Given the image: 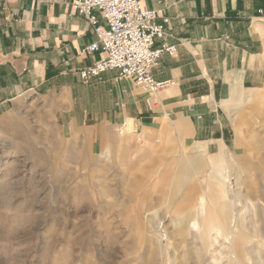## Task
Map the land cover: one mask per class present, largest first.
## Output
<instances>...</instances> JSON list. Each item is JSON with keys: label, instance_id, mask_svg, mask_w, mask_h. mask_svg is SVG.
<instances>
[{"label": "rangeland", "instance_id": "obj_1", "mask_svg": "<svg viewBox=\"0 0 264 264\" xmlns=\"http://www.w3.org/2000/svg\"><path fill=\"white\" fill-rule=\"evenodd\" d=\"M0 118V264H264V131L208 156L125 144L90 158L50 109Z\"/></svg>", "mask_w": 264, "mask_h": 264}, {"label": "crops", "instance_id": "obj_2", "mask_svg": "<svg viewBox=\"0 0 264 264\" xmlns=\"http://www.w3.org/2000/svg\"><path fill=\"white\" fill-rule=\"evenodd\" d=\"M74 0H0V118L25 109H50L70 145L90 158L125 144L163 146L208 156L234 146L239 114L264 131V0H141L169 19L175 45L155 68L168 85L153 94L106 72L84 84L80 72L101 59L85 49L96 41Z\"/></svg>", "mask_w": 264, "mask_h": 264}, {"label": "built area", "instance_id": "obj_3", "mask_svg": "<svg viewBox=\"0 0 264 264\" xmlns=\"http://www.w3.org/2000/svg\"><path fill=\"white\" fill-rule=\"evenodd\" d=\"M72 6L96 36L84 52L101 54L99 61L80 72L84 84L101 79L106 72H116L149 94L168 85L156 81L153 71L164 55L177 52L175 45L156 47L157 40L168 36L169 19L163 18L159 24L161 13L144 8L141 0H74Z\"/></svg>", "mask_w": 264, "mask_h": 264}]
</instances>
